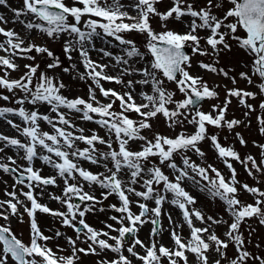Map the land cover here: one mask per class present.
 Instances as JSON below:
<instances>
[{"label":"snow or ice","instance_id":"1","mask_svg":"<svg viewBox=\"0 0 264 264\" xmlns=\"http://www.w3.org/2000/svg\"><path fill=\"white\" fill-rule=\"evenodd\" d=\"M160 3L161 0H130L128 4L120 0H72L71 4L66 0H22V7L11 9L14 17L11 22L22 25L26 35L0 26V36L4 38L0 40V53H3L0 55V100L14 101L16 105L0 106V120L18 133L17 137L0 132V153L12 149L25 162L20 164L13 156H0V171L14 179L13 191L4 193L9 198L0 200V219L9 222L11 217H16L23 222L26 213L30 228V239L25 243L10 223L0 224V264H78L81 255L100 256L105 252L115 255L111 259L101 258L97 264H133V259L139 264H190L189 256L195 264H264V255L249 251L250 241L240 231L241 225L252 218L264 226V190L241 183L232 163L241 164L254 178L256 173L264 174V144L253 142L260 150L261 159L257 161L252 155L242 158L233 146H224L218 132L209 133V127L233 132L245 124V121L227 118L232 98L238 99L248 118L257 111L248 100H255L258 93L225 85L224 101L205 112L201 110L202 102L218 98L216 88L220 85L210 88L203 76L189 71L193 56H211L212 63L198 61V67L222 75L236 85L237 78L230 76L232 69L225 71L217 67L220 55L231 52L234 43L248 57L244 63L248 70L238 74L240 80L256 87L259 95L264 96V0H227L231 6L226 10L221 0H171L163 12L157 7ZM0 6L10 7L8 0H0ZM216 10H221L222 15ZM153 17H158L161 31L152 27ZM169 22L178 23L183 31L170 28ZM8 23L0 15V25ZM33 32L52 41L62 40L63 54L68 61L73 60L74 52L78 53L85 71L75 78L92 81L87 99L69 98L64 95L65 90H70L67 84L48 71H40V65L35 63L36 55L32 53L46 55L50 60L47 70L60 68L61 60L47 46L34 43ZM133 32L145 36V51L134 40L125 38L124 34ZM201 32L205 35H200ZM105 38L116 41L114 47H119L122 54L96 49L95 40ZM186 47L191 49V54L186 53ZM90 51H99L102 58L114 61L111 66L118 69L117 74H108L105 69L110 65L92 60ZM17 59L33 61L23 65L24 73L18 79L10 76L11 72L20 70ZM137 64L140 66L136 67ZM75 67L72 64L63 71L69 72ZM125 76L133 78L125 81ZM101 81L127 90L105 89ZM166 82L174 83L183 98L175 99L176 91L168 90ZM137 85L141 86L139 92H136ZM97 89L107 103L98 99ZM4 91L9 94L5 95ZM117 101L119 111L114 108ZM42 106L48 112H41ZM258 108L264 113V100ZM133 113L137 119L132 118ZM160 116L169 129L182 130L174 136L159 132L151 138L144 135L145 130L152 129L151 121ZM10 117L18 118L19 123ZM76 119L95 123L105 131V136L94 129L85 135L86 130L77 126ZM256 119L259 132L264 135V115H257ZM42 122L51 131L42 130ZM250 123L247 120V125ZM187 126L193 130L188 132ZM235 136L246 146L247 141L239 132ZM205 141L228 169L229 177L214 165L202 166L188 155L192 153L203 162L206 153L200 145ZM81 143L86 146L79 147ZM36 160L53 169L55 174L42 175V169L34 167ZM84 162L104 171L92 172L83 166ZM164 169L170 171L166 174ZM58 180L63 184L62 195L49 196L59 201L66 211L41 204L35 194L36 189L43 195L48 186H59ZM186 181L219 199L231 222L196 209V198L183 186ZM82 182L90 188L98 186L102 190L100 198L85 191ZM241 191L251 195L254 202L242 201ZM113 195L119 204H111L108 209L119 215L108 217L113 223L104 222L107 230L90 226L84 219L86 214L97 211L96 205ZM20 196L25 199L21 200ZM148 201L155 206L150 208ZM165 203L179 209V223L170 213L163 212ZM133 205L138 212L133 211ZM21 207L23 213L19 211ZM98 211L106 209L101 207ZM37 213L58 218L62 226L74 231L75 239L66 238L70 255H60L48 246V241L64 234L56 230L51 236L45 235L39 227ZM162 215L167 216L168 229L162 226ZM196 221L202 226H196ZM145 224L152 225L148 243L138 236ZM185 225L189 229L187 236L182 234ZM218 225L226 226L224 239L214 230ZM163 231L169 232L171 246L161 243L159 237ZM253 231L250 228L249 235ZM113 232L117 235H111ZM78 241L86 247H78ZM230 246L235 250L231 257ZM260 247L256 245L257 249ZM57 248L59 252L64 251Z\"/></svg>","mask_w":264,"mask_h":264},{"label":"rangeland","instance_id":"2","mask_svg":"<svg viewBox=\"0 0 264 264\" xmlns=\"http://www.w3.org/2000/svg\"><path fill=\"white\" fill-rule=\"evenodd\" d=\"M66 2L71 4L72 0H66ZM109 2H111V0H109ZM120 2L123 4H128L130 2V0H120ZM221 2L223 4L224 10H226L227 7L231 6L230 4L227 3V0H221ZM8 4L10 7H7V8L4 6H0V15H4L9 20V23H12L11 21L14 17H13V13H12L11 9L22 7V0H8ZM170 5H171V0H161V3L158 4L157 7L160 11L163 12V11H166ZM4 10L7 12L3 14ZM216 12L218 15H222L221 10H216ZM21 19H26V18L21 17ZM29 19H30V17H29ZM126 22H130V21H126ZM13 24L20 26V32H18V33H20L21 36L26 35L25 30L23 29L22 25H20L19 23H13ZM151 24L155 30H157V31L162 30L160 27V21H159L158 17H153L151 19ZM169 27L174 28L177 31H183L181 25H179L176 22H169ZM124 35H125V38L134 40L136 45L140 48V50L142 52L145 51L144 45L146 43V40H145V36L143 34L133 32V33H126ZM200 35H205V33L201 32ZM31 40L36 44H42V45L47 46L61 60V67L60 68H57L54 70H47L46 65L50 62V60L47 59L46 55H37L35 53H32V55H36L35 63L40 65V71H48L49 75H52V76L56 77L58 80H62L65 84H67L69 86L70 90H65L64 95L68 96L69 98H75L76 96H80V97L87 99L88 98V86L92 83V81L87 80V79L80 80L78 78H75V77H78L79 73H83L85 71L83 65L79 62V59L77 56L78 53L74 52L72 54L73 60L68 61L63 54V50H62L63 41L62 40L52 41V40H49L46 36L45 37L38 36L35 32H33L31 34ZM116 43L117 42L114 41L112 38H105L104 40L96 39L95 40V47H96V49L105 48L106 50L111 51L114 55L122 54L119 47H114V45ZM97 52H99V51H97ZM89 55H90L91 59L94 61H97L101 64H109L110 67L105 69V71L108 74H110V75H116L117 74L118 69L113 68L111 66L112 64H114V61H112L110 58H108V57L102 58V53H100L101 56L99 58H97L93 54V52H90ZM149 59H150V57H149ZM213 59L214 58L211 56H199V55L193 56V59H192L193 67L191 69H189V71L192 75L203 76L204 80L208 83L210 88H216V85H220V87L216 88V90L219 93L218 98L207 99L204 103H202L201 110H203L205 112L211 111L212 105L221 104L224 101L225 96H226L225 85L227 86V88L236 87V88L245 89L248 91L257 92L258 94H257V97L255 100H251V99L248 100V103L253 104L254 106L257 107V111L252 113L250 115V117H248V118H246L244 116V112L246 111V109L239 104V101L237 98H232V103L229 106V109H228V112L226 113V116L228 119L235 118L238 120L245 121V124L238 126L237 128H235V130L233 132H229L227 129L217 130L215 128L209 127V133L210 134H216L218 132L220 142L224 146H233L235 148V150L239 152V154L242 158L246 157L247 155H252L257 159V161H259L261 159L260 150L254 146L253 142H255V144H264V135L260 134L259 125H258L257 119H256L257 115H264V113H262L258 108V105L261 102V100H264V96L259 95V90L256 87L248 85L245 81L240 80L239 75H238L240 72L248 70L244 66V63L248 61V57L241 50H239L235 46L234 43H233V48H232L231 52L222 53L219 57V64L217 65V67L223 68L225 71L232 69L233 71H230V76H235L237 78L238 82L236 85H233L230 82V80L226 79L222 75L214 74V73L202 70L198 67V64H197L198 61H203L205 63H212ZM16 63H18L21 66L20 70L15 71V72H11L10 76H11V78L18 79L24 73L23 65L33 63V61L26 60V59H17ZM72 64L76 65V67L74 69H71L69 72L63 71L64 67L71 68ZM139 66H140L139 64L136 65V67H139ZM132 78L133 77L125 76L124 80L127 81L128 79H132ZM135 78L138 79L139 77H135ZM101 83L103 84L105 89L111 88V89H115L118 92H123V91L127 90V89L123 88L121 85H118L115 83H109L107 81H101ZM165 86L170 91H176L175 99L179 100V99L183 98L182 94H180L178 92V90H176V86L174 83L166 82ZM140 89H141V86L137 85L136 86V92H139ZM0 91H2V90H0ZM4 94L8 95L9 93L4 91ZM96 94H97L98 99L107 103V101L104 100V98L100 96L99 89L96 90ZM140 102L141 101H140L139 97H137V103H140ZM0 106L16 107V105L14 104V101L10 103V102L2 101V100H0ZM114 108L116 111H119V102L118 101H117L116 105H114ZM40 111L41 112L48 111V109H47V107L42 106L40 108ZM49 114L54 115L52 113H49ZM131 115H132L133 119H137V117L134 113ZM10 118H13V117H10ZM13 119L15 120V122L19 123L18 118H13ZM249 119H250L251 123H250V125H247V120H249ZM74 122L77 124L78 127H82L86 130L84 133L85 135H90L91 133L88 130L94 129L98 132V134L100 136H105V131L100 129L95 123H91V122H87V121H81L79 119H76ZM151 123H152V129L151 130H145L143 133L144 135L148 136L149 138H151V136L155 132H159V133L166 135V136H174L182 130L179 127L175 128V129H169L162 116L158 117L155 120H152ZM41 127H42V130H44V131H51L49 126H47L46 124H43V122L41 123ZM1 129L12 133V136L18 137V133H16L15 130L11 129V127L8 126L3 120H0V130ZM187 131L188 132L192 131L190 126H187ZM236 132H239L244 137V139L247 141L246 146H242L239 143V141L236 139V136H235ZM85 146L86 145H84L82 143L79 144V147H81V148H83ZM97 147L100 148L102 151L106 150L104 146L97 145ZM114 147H116L115 144H114ZM133 147L135 148L136 145H133ZM200 147L206 153V157H205L203 162L201 161V158L193 155L192 153H189L188 155H190L194 161H196L198 164H201L202 166L206 167L207 164L214 165L219 171H221V173L223 175H225L226 177H229L230 173H229L228 169L223 165V163L220 160L217 159L214 150L210 146V143L208 141H205L200 145ZM4 155L13 156L14 158H17L18 163H20V164L25 163L23 160H20L16 156V152L12 149H6L5 153H0V156H4ZM3 162H7V161L4 160ZM177 162L179 163L178 157H177ZM232 163H233V165L236 169V172H237V179L241 183H247L249 186L259 187L261 190H264V174L256 173L255 178H254V177L249 176L247 174V172L245 171V169L243 168V166L241 164H239L235 161H232ZM42 166H45V165H43L41 161L36 160L34 162L35 168L42 169ZM83 166L85 168H88L92 172L104 171L103 168H98L97 166L89 165L87 162H84ZM109 166H111V165H109ZM46 167H48V166H46ZM164 171L167 174L170 170L164 169ZM0 173H1V176H0V200H5V199L9 198V197L5 196V194H4L5 191H8V192L13 191L12 185L14 184V179L9 174H5L2 171H0ZM41 174L44 176H49V175H54L55 172L51 173V174L41 172ZM25 183H27V181H25ZM82 183H84V190L85 191L92 192L97 198H100V193L102 190L98 186H92L90 188L87 185V183H85V182H82ZM183 186L192 196H194L196 198L197 203L194 205V207L196 209L201 210L206 215H211V216L217 217V218L222 217L223 219L231 222L229 215L225 212L224 204L219 199H214V198L210 197L206 191H200L199 188L192 185V183L190 181H186ZM62 187H63V184L60 187L53 186L52 187V191H54L53 195H57V196L62 195V191H61ZM237 187H239V185H237ZM47 188H51V186H48ZM27 190L28 189L25 187L24 191H27ZM40 191H41L40 189H36L35 194L37 195V198L41 204L47 205L48 207H50L53 210L66 211V208L59 201L50 199L49 195H47L44 192H43V195H40ZM170 198H171V196L169 194V199ZM239 198L242 201H244L245 203H253L254 202V198L251 195H249L248 193L243 192V191H241V193L239 194ZM20 199L24 200L25 198L23 196H20ZM133 199H136V198H133ZM75 202L80 203L78 200ZM25 203H29V202L25 201ZM146 203H148L150 208L155 206L154 203L151 201L146 202ZM111 204H117V205L119 204L117 198L114 195L110 196L106 201H103L101 204L96 205L97 211L87 213L86 216L84 217V219L86 220V222L90 226H92L98 230H100V229L107 230L105 228L104 222L106 221L107 223H113L111 220L108 219V217L111 215H119V214L115 213L114 211H111L110 209H108V206ZM29 206H30V204H29ZM101 207L105 208L106 211H104V212L98 211V209ZM19 211L21 213H23V208L21 207L19 209ZM133 211L138 212L139 209L136 208L135 205H133ZM163 212L164 213H170L172 215L174 221H176L177 223L180 222V220H181L180 211H179V209L175 208L171 204L165 203L163 206ZM37 221H38L39 227L41 228V231L45 235L51 236V235H53L54 231H56V230H59L61 233L64 234L63 236H61L59 238L48 241L47 243H48V246L51 247L54 251H57L58 254L65 255V256L70 255V248L66 242V238L72 237L73 239H75L76 234L74 233V231L69 227L62 226L58 218L52 217L48 214L37 213ZM7 223H10L12 230L18 236V238L23 240L25 243L29 242L30 228H29L28 217H27L26 213L23 216V222H20V220H18L16 217H11L9 222H6V221H3L2 219H0V224H7ZM161 223H162V226L164 229L169 228V223H168V219H167L166 215H162ZM195 224L198 227L202 226L198 221H196ZM151 228H152L151 224H145L139 231L141 234H143V233L146 234L144 239L139 236V238L142 241H144L145 243H148V241H149V232H150ZM250 228L255 229V231H253L251 233V235H249V229ZM214 230L218 236H220L222 239H224L223 233L226 231L225 225L214 226ZM240 231L243 233L246 241H250V243H247L248 250L251 252H254L258 255H264V226L260 225L256 218H252L251 220H248L245 224L241 225ZM188 233H189V229L185 225L182 229V234L187 236ZM111 235H117V233L113 232V233H111ZM82 239H83V237H82ZM159 239H160L161 243L165 244L166 246H171L172 242L170 240V236H169L168 231H163L161 236L159 237ZM110 243H111V241H110ZM257 244H259L261 246L259 249L256 248ZM57 246H59V248L64 249V251L59 252ZM77 246L78 247H86V245L80 241L77 242ZM137 251H141V250L139 248H137ZM114 255L115 254L111 253V252L102 253L100 256H94V255L84 256V255H81V258H80V261L78 262V264H97V261L100 260L101 258L111 259V258H113ZM125 255H128V253L125 252ZM228 255L230 257L235 255V250L231 246L228 249ZM189 260H190V264H195L193 257L189 256ZM133 264H139V262L135 261L133 259Z\"/></svg>","mask_w":264,"mask_h":264},{"label":"bare ground","instance_id":"3","mask_svg":"<svg viewBox=\"0 0 264 264\" xmlns=\"http://www.w3.org/2000/svg\"><path fill=\"white\" fill-rule=\"evenodd\" d=\"M7 11H3V14L4 13H6ZM133 15H135V13L133 12L132 13ZM0 26H4L6 29H14L16 32H20V26L19 25H16V24H13V23H8L7 25H0ZM4 38L2 37V36H0V40H3ZM90 52H93V54L97 57V58H99L101 55H100V53L99 52H97V51H90ZM0 55H3V53H0ZM77 56H78V59H79V62H80V58H79V55L77 54ZM43 112H48V111H43ZM191 127V129H192V126H190ZM193 130V129H192ZM0 132H3L5 135H9V136H12V133H10V132H8V131H6V130H3V129H1L0 130ZM47 173V174H51V173H54V170L53 169H51L50 167H46V166H42V173ZM0 176H1V173H0ZM58 184H59V186L58 187H60V186H62V181H59L58 180ZM52 187L53 186H51V188H46L45 189V191H44V193H46L47 195H49V194H54V191H52ZM56 187V186H55ZM50 197V196H49ZM149 202V201H148ZM145 233H143V234H141L140 232L138 233V236H140L141 238H145Z\"/></svg>","mask_w":264,"mask_h":264},{"label":"water","instance_id":"4","mask_svg":"<svg viewBox=\"0 0 264 264\" xmlns=\"http://www.w3.org/2000/svg\"><path fill=\"white\" fill-rule=\"evenodd\" d=\"M185 51H186V53L190 54L191 49L186 47V48H185ZM205 101H206V100H205ZM205 101H203L202 103H204Z\"/></svg>","mask_w":264,"mask_h":264}]
</instances>
